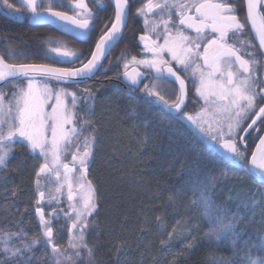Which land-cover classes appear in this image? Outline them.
Returning <instances> with one entry per match:
<instances>
[{
	"label": "snow or ice",
	"instance_id": "6c2138e0",
	"mask_svg": "<svg viewBox=\"0 0 264 264\" xmlns=\"http://www.w3.org/2000/svg\"><path fill=\"white\" fill-rule=\"evenodd\" d=\"M0 2L6 9L19 12L9 0ZM95 2L98 7H105L103 0ZM112 2L114 19L110 27L105 25L85 60H80L84 53L63 44L50 50L60 57L79 60V67L8 63L5 55H0V186L9 181V164L15 158L17 145L36 157L39 162L34 166V213L40 226L39 235L31 238L23 228L15 232L0 229V264H34L37 246L50 249L49 264H74V257L81 259L84 255L91 264L93 250L88 246L87 235L94 224L89 217L97 213L98 204L97 191L87 178V170L97 138L92 122L77 115V92L63 85L82 83L93 76L122 38L123 29L133 17L134 0ZM21 4L31 19L64 22L65 26H74L70 31L80 30L78 34L82 36L89 35L96 27L94 21L98 14L92 12L86 0H69L74 15L56 10L53 0L47 3L21 0ZM245 9L246 17L242 22L238 13ZM157 16L159 19H150ZM135 17L143 18L145 32L138 40L143 44L144 57L138 59L134 55L129 60L126 53L121 54L122 79L128 91L140 93L134 99L167 110L177 121L190 122L203 137L224 151L228 167L238 166L260 185L246 198L237 194L229 196L224 204H218L209 194L215 177L209 184L198 172L180 174L188 176L182 180V189L191 191V203L199 209L212 242L227 241L233 250L236 258L222 260L220 264H264V234L249 244L250 234L240 227L241 222L255 219L257 208L264 217V135H259L264 132V75L257 72L260 59L257 46L251 40H240V47L235 42L230 43L233 37L245 33L250 24L253 38L258 40L262 50L259 55L264 58V0H146L136 8ZM188 32H194L195 36ZM161 37L163 43L159 42ZM6 55L14 58L13 50L7 49ZM173 62L184 71L194 66L193 74L199 73L195 93L203 105L194 115L185 110V81ZM140 67L147 72H141ZM149 77V83H144ZM173 78L179 83V91L173 90L174 99H171L168 86ZM5 88L12 90L10 95ZM85 92L81 110L91 116L94 112L91 102L95 97L90 90L85 89ZM132 114H135L134 106ZM250 140L259 142L249 160ZM66 153L71 155L70 160ZM221 175L226 178L227 169ZM65 189L68 210L52 207L60 205ZM16 194L12 192L13 196ZM180 194V191L170 194L169 200H175ZM233 200H239L234 212L229 207ZM46 207L51 211L46 212ZM61 218L66 224L70 221L68 244L63 248L56 240V232L63 226L53 227ZM173 234L168 233V241H162V246L171 243Z\"/></svg>",
	"mask_w": 264,
	"mask_h": 264
},
{
	"label": "trees",
	"instance_id": "16d2710c",
	"mask_svg": "<svg viewBox=\"0 0 264 264\" xmlns=\"http://www.w3.org/2000/svg\"><path fill=\"white\" fill-rule=\"evenodd\" d=\"M142 2L134 0L132 3L133 17L128 20L122 38L103 60V67L89 81L65 85L69 91L77 92V115L92 122L97 138L88 168L98 204L97 213L90 218L94 227L87 235L88 246L93 250L91 264H220L222 260L236 257L227 241L210 239L206 222L197 206L191 203V191L182 189V180L188 176L181 177V172H198L209 184L215 177L209 194L218 204H224L229 196L237 194L246 198L260 185L238 166L228 167L224 152L190 122L177 121L167 110L134 99L140 93L128 91L122 81L124 60L121 54L126 53L129 60L134 55L138 59L143 56L138 40L144 32L143 18L135 17V10ZM86 3L98 18L94 21L95 30L84 36L71 35L51 23L32 25L27 17L23 20L9 18L0 10V55H5L8 63L80 65L79 60H62L50 50L63 44L84 53L80 60L86 59L105 25L110 27L114 19V8L109 0H103L104 8L98 7L95 0H86ZM53 5L57 9L71 10L65 0H56ZM9 48L14 58L6 55ZM85 89L95 97L91 102L94 104L91 116L81 110L83 97L87 95ZM191 89L190 97L196 102L193 108L188 103L185 110L190 114L202 106V101L194 96V86ZM5 91L10 95V88ZM132 106L135 114H132ZM255 141L250 140L248 144V157ZM15 153L9 164V181L0 186V229L15 232L23 228L31 238L40 233L34 213V166L38 161L19 145ZM225 169L226 178L221 175ZM13 191L17 193L15 196ZM178 191L181 194L170 201L169 195ZM238 202L229 203L233 212ZM259 211L257 208L254 220L240 223L252 238L249 244L264 234V217ZM57 225L63 226L56 232L57 243L63 248L68 244V223L61 218L54 222V229ZM170 232L174 233L171 243L164 247L161 242L168 241ZM49 254L50 249L37 246L34 264H49ZM83 264H88L87 259Z\"/></svg>",
	"mask_w": 264,
	"mask_h": 264
},
{
	"label": "flooded vegetation",
	"instance_id": "af4514ba",
	"mask_svg": "<svg viewBox=\"0 0 264 264\" xmlns=\"http://www.w3.org/2000/svg\"><path fill=\"white\" fill-rule=\"evenodd\" d=\"M65 2L69 3V0H65ZM144 2H146V0H143L142 3H144ZM11 3H16V1L11 0ZM56 9H57V8H56ZM0 10H1V8H0ZM58 10H62V9H58ZM63 11L72 14V13H71L72 10H69L68 8H65V10H63ZM1 12H2V11H1ZM2 13H3L4 15L8 16L9 18H12L11 16H9L8 14H5L4 12H2ZM72 15H73V14H72ZM238 15L240 16L241 21L244 22V21H245V17H246V9H245L244 11L238 13ZM26 17L28 18V22H29L30 14H29V16H26ZM26 17H24V18H26ZM24 18L19 19V20H23ZM151 18L159 19L158 16H157V17H150V19H151ZM13 19H15V18H13ZM174 19H178V18L174 17ZM49 24H50V23H49ZM51 24H53V23H51ZM54 24H55V23H54ZM55 25L64 26V25H60V24H55ZM65 27L68 28V29L70 28V27H68V26H65ZM76 31H80V30H76ZM161 31H162V29H161ZM65 32H67V33H69V34H71V35H74V34L68 32V31H65ZM144 32H145V28H144ZM144 32H143V33H144ZM143 33H142V34H143ZM187 34L192 35V36H195V33H194V32H188ZM74 36H78V35H74ZM153 36H154V38H155V34H153ZM240 40H251L252 43L255 44V45L257 46V48H256L257 57H258V59H260V66L257 68V72H258V74L264 75V58H261L260 55H259V53H260V49H259V47H258L256 41H255L254 38H253V35H252V33H251V29H250L249 25L247 26L245 33L240 34V35H238V36H236V37H233V39L230 40V43L235 42V43L237 44V47H240V44H239V41H240ZM159 42H160V43H163V39H162V37H161V39H160ZM92 50H93V49H92ZM247 50H248V51H252V49H247ZM201 51H202V49H201ZM143 53H144V52H143ZM143 57H144V54H143ZM165 58L168 59L169 57L166 56ZM198 63H202V61H198ZM173 67H174L175 69L178 70V74L181 76L182 79H184V81H185V83H186V85H187V91H188L187 102H186V106H187L188 103H189V98H190V96H191V95H190V91L192 90V89H191L192 86H194V88H195V87L198 85V83H199V80H198L199 73H196L195 75L193 74V68H194V66H193V67H190L187 71H184L183 68H181L180 65H177V64H175V62H173ZM144 72H147V69L144 68ZM93 76H94V75H93ZM149 80H150V77H149V78H145V79H144V83H149ZM194 81H195V83H194ZM141 85H142V84H141ZM141 85H140V86H141ZM125 86L127 87L126 84H125ZM173 90L176 91L177 93H178V91H179V84H178V82L174 81V79H173V81H172V82L169 84V86H168V97L171 98V99H174V96L171 95V92H172ZM250 122H251V121L249 120L248 123H250ZM258 123H259V122H258ZM245 127H246V126H245ZM262 134H263V132L259 133V135H262ZM255 135H257V134H256V133H253V136H255ZM256 141H257V140H256ZM256 141H255V143H256ZM255 143H254V144H255ZM253 146H254V145H253ZM218 148H219L220 150H222L219 146H218ZM252 149H253V147H252ZM222 151H223V150H222ZM251 152H252V151H251Z\"/></svg>",
	"mask_w": 264,
	"mask_h": 264
},
{
	"label": "rangeland",
	"instance_id": "374dc122",
	"mask_svg": "<svg viewBox=\"0 0 264 264\" xmlns=\"http://www.w3.org/2000/svg\"><path fill=\"white\" fill-rule=\"evenodd\" d=\"M14 1H16V3H12L14 6H15V8L16 9H19V12H12V10H9V9H6L4 6H3V4H2V2H0V8H1V11L2 12H4L5 14H8L9 16H11L12 18H15V19H22V18H24V17H26V16H29V14L30 13H28V11L24 8V7H22V4H21V0H14ZM56 0H53V2H55ZM9 3H11V0H9ZM45 3H47V0H45ZM71 13L74 15V12L73 11H71ZM65 31H68V32H70V33H72V34H74V35H78V36H81V35H79L78 33H79V31H70L68 28H66L65 26H61ZM141 47H142V53L144 52L143 51V44L141 43ZM56 54V53H55ZM144 54V53H143ZM56 56L57 57H59L60 59H62V60H68L69 58H64V57H60V56H58L57 54H56ZM142 58H143V56H142ZM139 70L141 71V72H144V68L143 67H140L139 68ZM199 80V79H198ZM53 84L55 85V83L53 82ZM63 86H65V85H63ZM12 91V90H11ZM194 93H195V90H194ZM10 94H11V92H10ZM194 96L196 97V99L198 98L199 100H200V98L196 95V93L194 94ZM202 101V100H201ZM189 102H190V104L192 105V108L194 107L193 106V103H195L196 101H194L193 99H191V97L189 98ZM202 105H203V101H202ZM201 108V107H200ZM200 108H197L196 110H194V113H191V114H195L197 111H199V109ZM48 111H50V108L49 109H47ZM190 114V113H189ZM80 139H83L82 137L80 138ZM215 144V143H214ZM216 145V144H215ZM217 146V145H216ZM218 147V146H217ZM81 151H83V149H81ZM224 152V151H223ZM66 155V158H67V160H70L71 159V155L70 154H68V153H66L65 154ZM91 159L92 158H90V160H89V166H90V162H91ZM37 161H38V159H37ZM39 162V161H38ZM89 168V167H88ZM77 175H79V173H77ZM87 178L89 179V177H88V170H87ZM90 180V179H89ZM43 183V182H42ZM46 191H47V189H45ZM52 207H62V208H65V210L67 211L68 210V202H67V190L65 189V193H64V196H63V198H62V200H61V203H60V205L59 206H57V205H55V204H53L52 205ZM46 210V209H45ZM48 211H51V208H48V210H46V212H48ZM62 215V214H61ZM91 217H89V219H90ZM70 226V221L68 222V227ZM87 259V257H86V255H84V256H82V258L81 259H75V257H74V264H78V263H82V261L84 262L85 260Z\"/></svg>",
	"mask_w": 264,
	"mask_h": 264
},
{
	"label": "water",
	"instance_id": "95a60500",
	"mask_svg": "<svg viewBox=\"0 0 264 264\" xmlns=\"http://www.w3.org/2000/svg\"><path fill=\"white\" fill-rule=\"evenodd\" d=\"M109 2L112 4V6H113V8H114V3L112 2V0H109ZM56 10H58V9H56ZM58 11H63V10H58ZM68 13V12H67ZM68 15H72V14H70V13H68ZM29 23L30 24H32V25H43V24H49V23H52V22H50L49 20H33V19H31V18H29ZM54 24V23H53ZM55 24H60V25H64L65 26V24H64V22H59V21H57ZM68 27H70V28H72V27H74V26H72V25H67ZM249 27H250V24H249ZM251 29V28H250ZM124 31H125V28L123 29V33H124ZM252 33V32H251ZM252 35H253V37H254V33H252ZM99 39V38H98ZM255 40V39H254ZM256 41V43H257V45H258V40H255ZM118 43V42H117ZM116 43V44H117ZM115 44V45H116ZM95 46V45H94ZM115 47V46H114ZM113 47V48H114ZM112 48V49H113ZM93 49H94V47H93ZM111 49V50H112ZM260 51H262V50H260ZM110 53V52H109ZM108 53V54H109ZM102 62H103V60H102ZM34 64H46V63H34ZM47 65H49V66H51V67H58V68H62V66H57V65H51V64H47ZM80 65H78V66H76V67H79ZM97 72V71H96ZM95 72V73H96ZM93 76H91V77H89V78H86V79H84V81L83 82H86V81H89L91 78H92ZM174 79V78H173ZM122 81H123V79H122ZM124 82V81H123ZM124 84H126L125 82H124ZM179 84V83H178ZM185 87H186V90H187V85H186V83H185ZM187 95H188V91H187ZM186 102H187V96H186V98H185V104H186ZM262 135H264V132H263V134ZM259 141L257 140L256 141V143H258ZM255 143V144H256ZM255 144H254V146H253V149H252V151L255 149ZM249 160H250V156H249Z\"/></svg>",
	"mask_w": 264,
	"mask_h": 264
}]
</instances>
